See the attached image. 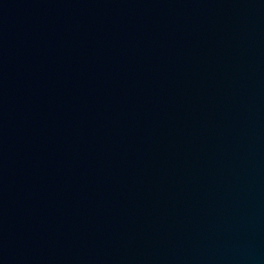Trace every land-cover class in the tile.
<instances>
[{"label": "water", "instance_id": "water-1", "mask_svg": "<svg viewBox=\"0 0 264 264\" xmlns=\"http://www.w3.org/2000/svg\"><path fill=\"white\" fill-rule=\"evenodd\" d=\"M0 264H264V0H0Z\"/></svg>", "mask_w": 264, "mask_h": 264}]
</instances>
